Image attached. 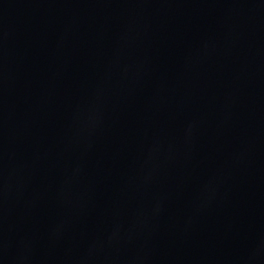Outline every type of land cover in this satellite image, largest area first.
Segmentation results:
<instances>
[{
	"label": "water",
	"instance_id": "water-1",
	"mask_svg": "<svg viewBox=\"0 0 264 264\" xmlns=\"http://www.w3.org/2000/svg\"><path fill=\"white\" fill-rule=\"evenodd\" d=\"M0 264H264V0H0Z\"/></svg>",
	"mask_w": 264,
	"mask_h": 264
}]
</instances>
